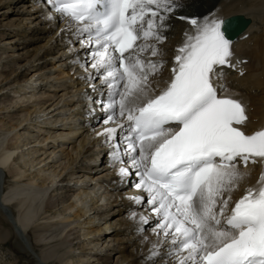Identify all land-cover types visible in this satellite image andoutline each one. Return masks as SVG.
Listing matches in <instances>:
<instances>
[{
	"label": "snow or ice",
	"instance_id": "snow-or-ice-1",
	"mask_svg": "<svg viewBox=\"0 0 264 264\" xmlns=\"http://www.w3.org/2000/svg\"><path fill=\"white\" fill-rule=\"evenodd\" d=\"M49 2L77 37L86 35L80 42L89 49L88 66L108 89L103 123L115 125L98 135L116 141L114 162L127 158L135 170V187L147 193L176 264H264V174L259 188L229 207L244 178L239 163L264 159V130L246 134L245 105L224 95L218 69L234 66L228 21L180 17L192 31L177 49L172 79L155 94L151 77L163 61L144 54L159 55L164 21L183 0ZM119 174L131 173L121 167Z\"/></svg>",
	"mask_w": 264,
	"mask_h": 264
},
{
	"label": "bare ground",
	"instance_id": "bare-ground-1",
	"mask_svg": "<svg viewBox=\"0 0 264 264\" xmlns=\"http://www.w3.org/2000/svg\"><path fill=\"white\" fill-rule=\"evenodd\" d=\"M183 1L185 2L187 0H183ZM232 1H234V0H225V1L224 0H191L189 3L186 2L183 5L185 6L188 4L189 5L188 8H178L174 13L169 14L168 18L164 21L165 27L163 29H161V33H162V36L164 38H166V39L168 38V39L166 41H165V39L164 40L162 39L159 43H157V47L159 49V53L162 54V52L165 51L162 46L165 47L166 44L167 45L170 44V46H168L170 49V52H167V53H170V55H172L175 58V56L177 54V49L179 47H181L185 41V33L192 31V26L190 25L188 20L187 19H181L180 17L203 18L206 16L207 17L215 16L217 18H225V17L230 16L232 14H239V13H242V14L246 15L247 17H250L252 20L250 26L236 40L232 41L233 55L231 57V63H232L233 59L235 61H237L234 58L235 56H240V57L249 56L250 60L248 62L249 63L251 62L250 63L251 69H249L248 72L250 70L253 71L250 74L251 77L249 79L247 78V76L241 78L242 81L246 80L248 82V83L246 82V84H242L239 81L238 82H239V84H242V85L247 86L248 84H250V87H258V88H260V90L262 92H261V94L250 93V89H251L250 87H249V89L248 88H245V89L238 88L236 90L234 87H232L230 82H224L227 86V92L224 93V95L230 96L232 98L237 97V98L241 99L242 101H244L245 107H246V114H247L248 119L241 127H242V130L246 134H252V133H254L256 131H260L261 129L264 128V0H238V1H236V4L235 3L232 4L233 3ZM36 4H38V6H36ZM30 6H32V9H30L28 11V12L32 13V14L28 13L31 16L30 18H32V19L34 18V20L39 19V21H41L42 23H46V25L42 26V27H34L31 29L30 27L27 26V24L23 25V19L17 24V27L19 29L18 31L20 33L24 34L22 37L23 38L22 42L25 44L24 49H26V50H24V52H22V53H19L17 58H15L14 55H8L7 54L8 59H6L5 61L4 60L2 61V59L6 58V57L3 56L2 54L0 55V62H2V67L0 68V77L5 75L4 79H7L8 76L17 72L19 70V68H21L19 73L15 77V82H20V81L26 82L27 81L25 79L29 75L28 74L29 68L31 69L33 67V65H30V67L28 69H22L23 67L22 66L20 67L21 62H19V61L25 60L26 63H28L32 59L36 58L35 61H38L37 66L39 64H42V65L44 64V67H46L45 65L48 62H50L48 59H49V55H51L53 53L52 49L48 48V49L44 50V52L41 54L40 50H42L45 47V44L40 43L35 48H33L32 51L30 50V48L28 49V46L32 42H36V41L38 42V40L45 39L47 36H49V35L44 36V34H49L51 31H56V30H59L60 28H62V29L68 28V26L66 27V25H69L68 18L62 17L60 15V13L56 12L54 6L50 4L49 0H35V1H33L32 5H28V8ZM24 12L27 13V11H24ZM2 13L7 14V13H5V11ZM169 22H171V23L174 22V24L171 26ZM0 26H4V25L3 24L1 25V23H0ZM28 29H30V30H28ZM2 33L7 34L5 31H2ZM60 33H64V32L61 31ZM73 35H74L73 37L75 39H77L78 41L85 39L84 36L77 37L76 34H73ZM48 38H49V41L50 40L51 41L53 40V42L57 41L56 47H62L63 44L64 45L67 44L69 42V40L71 39V38L69 39V37H66V39H64V38H62L61 35H58V37H56V39H54L55 35L50 36ZM11 39H13V38H7L5 40L6 41L5 43L8 44V43L12 42ZM64 41H65V43H64ZM70 42L71 43L67 44L66 46H63L64 50L65 49L69 50V48H71L75 45L74 39H72V41H70ZM251 42H253V45H250ZM161 43H162V45H161ZM47 44L48 43H46V45ZM13 47L16 48L17 45H15ZM2 49L5 51V48H2ZM59 49H62V48H59ZM166 49H167V47H166ZM66 50H65V52H66ZM82 51H89V49L85 46L82 49ZM167 51H169V50H167ZM167 53H165V54L167 55ZM147 55H148V53H147ZM84 56L89 57V54H81V58L79 60H80V62H82V68H84V70L87 68V70H88L89 68H91L90 66H87L89 59H86L83 61L82 58ZM161 56H163V54L160 56H156V58L161 57ZM149 58H152V56L150 55V52H149ZM168 58H171V56ZM152 60H158V59H152ZM163 60L167 61L169 66L165 69H163V67H162V70L158 71L159 78L155 79L156 82L153 80L155 82V84L154 83L152 84L153 88L155 89V94H158V92L160 90L167 87L169 81L173 77L172 68L175 66V61H173L171 59H161V61H163ZM15 65H17V67H15ZM164 65L167 66V64H165V63H164ZM170 65H171V68H170ZM244 65H245L244 63L239 64V62H238V64H236V66L240 68L239 71L243 70ZM246 65H247V68H249L248 64H246ZM223 67H225V66H222L220 69H222ZM36 69L42 70L43 68L39 67ZM220 69H218V71ZM93 72L95 74V70ZM94 74L92 76H89V73H87L85 78L86 79L89 78V82H90L92 80ZM35 75L36 74H34L30 78V87L29 88H32V89L29 91V93H31V94L25 95L26 99H24V100L20 99L21 101L19 100V98H18V100L17 99L16 100L15 99L14 100L9 99L10 104L4 105L3 107H1L0 108L1 112L4 111L5 108L9 109L10 107H12V103H15L14 106H16V105L18 106L21 103L20 106H22V105H26V103L24 104L25 101L29 102L34 98V94H35L34 91H36L38 88V87H36V84L38 83V79H39V75L36 78H34ZM69 77H71V76H69ZM95 77L97 79L98 76L95 75ZM45 78H48V76H46ZM98 79H100V78L98 77ZM235 81H237V80H235ZM94 83H95V81H94ZM99 83H101V81ZM233 83L235 85L237 84L235 82H233ZM10 85H12V84H9L8 87H10ZM0 87H1V90L6 88L4 86H0ZM24 87L25 86H23V88ZM72 87H75V86L73 85ZM235 87H237V85ZM98 88H99V86L97 87V89ZM25 89L26 88H24V90ZM82 89H80L78 91V94H75L74 96L77 95V96H79V99H80L81 98L80 94H86V97L81 98V100H78L76 102L72 101V103H71L72 106L74 108L75 107L77 108L76 109L77 110L76 115L73 116L72 118L77 117L78 119H80V116H79L80 115V109H78V108H80L84 102H86V106L89 105V102H92V103L98 102V103H100V107H102V104H103L102 101L106 102V100H107V94H106L107 89L106 88H105L106 90H104V92H100L98 95L93 94L95 92V90L91 91V89L86 88L84 91H81ZM100 90H102V89H100ZM252 90H253V88H252ZM12 91L16 92V89L15 90L10 89V92H12ZM85 91H87V93H85ZM17 92H19V89ZM25 94H26V92H25ZM36 94H37V92H36ZM5 96L9 97V94H7ZM23 98H24V96H23ZM66 106L67 105H65V107ZM24 107L25 108L22 111L28 110V108H29L27 106H24ZM48 107L44 108L43 112H45ZM82 115L90 118L91 117L90 116L91 110H90V113L88 112V114H82ZM98 116H100V117L98 119H96ZM98 116H96V118H94L92 116L94 118L93 122H91V119H89V120H87V122H85L86 126L92 125L90 127V130L88 129V131H92V133L95 132V131H93V124L96 122V120L99 121V124L97 125L98 128H100L101 126H104V123H102L103 122L102 120L105 119V113H103L102 115H98ZM64 119H68V118H64ZM2 120L3 119H0V122ZM22 120H20V121H22ZM18 123H20V122H18ZM40 126H41V124L37 125V128ZM63 126H65V125H63ZM32 127H34V126H32ZM37 128L35 131H38L41 129V128L40 129H37ZM59 128H60V129H58L59 131L60 130L63 131L65 127H59ZM104 128H106V124L103 127V129ZM20 133H19V135H22ZM61 134H64V132H61ZM118 134H120V133H117V136H118ZM39 135H41V134H39ZM82 135H83V133H82ZM93 135H95L94 139L92 138ZM96 135H97L96 133H94L92 135L90 133H87L84 136V138L82 139L83 142L80 143V145H79V146H82V148H85L84 152H83L84 154L89 153V155H90L92 153L91 154L92 158H90V160L93 159V161L90 164H86V163L84 164L83 163L82 165L79 166V168H77L76 171H71L70 173L68 172L65 174L61 170L58 173L55 172L54 175H52L48 179H45V178L40 179L42 181L41 183L44 185L45 184L49 185L50 183L55 184V182H58V183L62 182V187H59L60 185H54L56 187L54 189H52V191H51V194H53V195H51L49 197L51 198V197L55 196L57 198H56L55 202H53V203H50L52 200L47 201L48 204L46 207H47L48 213H50V214H48L49 217H47L48 218L47 220L51 221V223H46V222L39 223L30 230V231H32V235L35 239L34 243H35L36 249L37 248H40V249L47 248L48 246H52L53 244H59L60 243L59 237L64 233V231H68V233L66 234L65 237H66L67 241L69 240L71 242V243L69 242L70 244H73L74 241L79 240L75 244L78 246L81 245L80 244L81 242H85V240H86L88 244L93 245V247L96 248L97 244L103 245L104 243H107V240L110 237L113 238L110 240L112 243L114 241H118L117 243H125V242L131 243L132 242L133 245L134 244L136 245V243H137L136 240L144 237V235H142L143 233L141 234V232L144 231L145 227H147L146 224H149L148 222H150V218L151 219L154 218V222H156L158 220V218L155 217L153 214L151 215V217L149 216L150 218L149 217H148V219L146 218V223L145 222L142 223L140 220V217H142V216L146 217V214L149 212V209H147L146 212H142V211L138 210L139 207L150 206L148 204L145 205L146 200H147V193L144 192L143 189H141L143 193L141 195H139V196H142L145 198L143 202L133 201L130 198L131 194H130V191H128V190H122V191H124V193L120 192L121 189H123V187H124L123 182H121L123 180L121 177L124 178L125 176H121L119 174L120 168L117 164H113L115 162L112 159V155L110 156V160H108V161L106 160L105 163L103 161L104 160L103 158H105V155L107 153H109V154L112 153V151H113L112 146L107 148L108 152L105 153V155H103L102 162L100 164V165H102V163H104L107 166L103 167L102 173L96 174L99 172V167H97L96 164H93V163L97 162V160H98L97 157L101 151H98V152L95 151L94 149H97V148H95V146L98 145V143H99L98 141L101 140L100 137H103L102 140H105L106 143L99 145V147L100 146L103 147L104 145H107V143H109V142H107V138L105 136H102V135L96 136ZM90 136L92 139L89 141H91V142L93 141V142L85 147V142H86V140H88L90 138ZM47 137L48 138L38 136L35 141L42 142L45 144L51 138L54 140H57L58 138H61L62 136L52 135V132H51V134L49 136L47 135ZM68 138L71 139V136ZM86 138H88V139H86ZM116 140H117V137H116ZM18 141H21V143H15L17 145H13L9 148L5 149V148L0 147V166L6 167L11 162H13L12 159H13L15 154L21 153V155H23V152L25 150H27V145H29L30 141L27 143H23L24 140H21V137H19ZM113 142H116V141H113ZM99 149H101V148H99ZM43 154H47V156L45 158H40L41 156H39V158L36 160V162L33 160V162L30 165L28 163H26L25 164V166H26L25 172H30L29 170L31 168H34L38 164L41 165V164L46 163L44 165H48V158H50L51 154L56 155L54 149L51 150L49 153H47V151H45ZM21 157H24V156H21ZM83 157L87 158L85 156H83ZM80 161H84V159L80 160ZM86 161H89V160H85V162ZM259 162H261V164L258 166L257 163H259ZM120 164H121V162H120ZM72 165H73V163H72ZM64 168H67V167H64ZM107 169H109V170H107ZM239 169L243 173L244 178L242 181L239 182L238 188L231 193L232 201H231L229 207L234 206V203L236 201H238L243 195H245L246 189H248V188L257 189L261 186L260 185V178H261L262 174H264V159L256 158L255 163H252L251 161H249L247 167H244L243 162L241 161L239 163ZM31 171H33V170H31ZM106 171H107V173H106ZM93 172H95V174L90 175ZM10 173H11L13 178H16V181H17L16 183H14L15 186L12 187L13 188L12 189V197H13V200H15L14 207L18 211L17 220L19 222V223L18 222L14 223L15 229L17 230V234L19 236V239H21L22 241L24 240L26 242V239L24 237V231H23L22 227L24 229L28 228L35 221L37 213L40 211V209L42 208L41 206L44 204L46 191H47V188L49 186L47 188H45L46 191H43L44 188L39 189L42 191H36L35 189L30 188V187H34V186H29V184L31 182H32L31 184L34 183L33 185H35V183H38L37 182V180H39L38 176L31 175V174L29 176V174H28V176L26 177V176H23V173L21 171L15 170V169H13ZM95 175H99V176H96V178H97V180L99 178H101L102 183H99L100 180L97 182L95 181L96 182L95 185L88 187L89 184H92L91 178L93 179V177ZM112 175H113V177H112ZM71 176L72 177L73 176L85 177V178H88L91 176V178L87 179V181H89L90 183H85V181L83 179H78L77 181L81 182L83 185L80 186L76 191H75V189L72 190L70 188V186L67 184V181L72 180ZM28 177H31L30 183L27 184L29 187L19 186V184H20L19 182L27 179ZM110 177H112V181H109ZM131 177H132V180L129 182H130V184H133V186L135 187L136 183H138V181H139V177H137L135 175V173H132ZM105 178H106V180H105ZM120 178L122 179L121 181H120ZM63 184H65V185L63 186ZM99 187H102V188L98 190ZM16 190H18L17 194L15 193ZM133 190H135V195H136V193L138 192V189H136V187H135V189H133ZM71 191H73L74 193H70ZM99 191H100V195L97 197V195L99 194ZM33 193H38V194H33ZM117 193H120V194H118V196H116ZM113 195H115L117 198H115L112 201H109L112 197H114ZM129 199H131V200L129 201ZM6 201H10V199L6 200ZM107 201H109L111 204H113L112 202H115L116 204L112 205L113 206L112 208L109 207L111 209L108 210L107 208L111 204L109 203L110 205H108ZM89 202H92V207L90 208V210L94 209L95 215L93 216V218H91L90 217L91 215H89V219L87 221H84V224H88L87 230L85 232L80 233V229H79V230H76V232H78V233H76L75 232L76 227L74 226V224L80 223L82 217L85 216V214L87 213L85 211L84 207L82 206V204L83 203L88 204ZM0 204H1V202H0ZM3 205L2 204L0 205V210H1L0 211V226H1L0 227V244L4 247H7L11 243V246L15 247L13 249V253H14L13 255H15L17 258V264H22V260H21V258L19 259V257L27 256L26 246L22 244V241H20L18 239V237L15 236V233H14L12 227L10 226L8 221L6 220V217H5L6 215L5 214H4L5 216L3 215V213H4L3 209L5 208ZM79 205H81L80 208H79ZM130 206H133L134 208L131 209ZM105 209H107V210H105ZM5 210L7 211L6 208H5ZM132 210L134 211V213ZM2 211H3V213H2ZM66 211H70V213L73 214V217L71 219L72 221L67 218L68 219L67 221H70V223L64 229L62 227V225L60 227H58V225H56V223L65 219V217H63V215H65ZM129 211H132V213ZM125 212H126V214H125ZM98 215H99L98 218L102 217L105 220L104 222L107 221V222H110V224H112L111 220L115 216L117 217L116 221H115L116 225H115L114 229L110 228L113 230L112 234H107V232H111L110 229H107L110 231L106 230L107 232L105 231L103 233L102 228L104 229V227H102V228H100V227L96 228L95 227L97 225L96 224V216H98ZM8 216L11 218V213H8ZM100 220H101V218H100ZM135 222H137V223H135ZM110 226L113 227V225H110ZM61 227L64 230H62ZM93 227H95V228H93ZM122 227H124V228H122ZM149 227H152V226L149 225ZM3 228H6V229L3 230ZM153 231L154 232L156 231V227ZM96 232L99 234V236L97 238L98 242H95V239H89V238H93V235ZM91 233H92V237H90ZM72 235H74V236H72ZM71 236L73 238H71ZM113 236H115V237H113ZM154 238H155V236H152V237L146 236L143 240L141 239L142 241L140 243H138L135 246V248L130 251L129 255L117 256L118 259H117V262L115 264H122L123 262H126V261L128 264H152V262H153L152 259L159 256L158 253H154V252L151 253V251H149L152 248L154 249L155 246H159L158 241L155 242ZM81 239H83V240L81 241ZM102 239L105 240L104 243L101 242ZM8 241H10V243ZM110 241H108V244ZM111 244H110V247L107 245L109 247L108 250H111V249L114 250L115 249L114 246ZM75 245H73L72 249H74ZM94 248H91V249H94ZM126 248H127V246H121V244H118L114 254L123 253V251ZM108 250H107V252H108ZM44 253L47 254L46 251H44ZM35 254H36V256H38L37 253H35ZM45 254H44V256H45ZM101 254L102 253H100V251H99V252H95L93 254L92 253L84 254L85 257H83V255H81L83 258L80 255L79 256L81 258H79V256L78 257L75 256V257H73L72 264H87V262L95 261L98 259L102 260V262H104L105 264H110L111 258H113V256H111V254H106L105 259L94 256V255H101ZM51 255L53 258L54 257L58 258L59 256L62 257V256H65V251L58 248L53 253H51ZM119 259H120V261H119ZM26 260L28 261V259H26ZM54 260H55V258H54ZM24 261H23V263H24ZM28 262H27L28 264H34L33 261H31V260ZM42 263H43V261H42ZM54 263L59 264L58 261L54 262ZM169 264H172V261H170Z\"/></svg>",
	"mask_w": 264,
	"mask_h": 264
},
{
	"label": "rangeland",
	"instance_id": "rangeland-1",
	"mask_svg": "<svg viewBox=\"0 0 264 264\" xmlns=\"http://www.w3.org/2000/svg\"><path fill=\"white\" fill-rule=\"evenodd\" d=\"M33 1H35V0H29V1L28 0H0V23H1V25L2 24L4 25V26H0V40H1L0 41L1 42L0 43V55L2 54L3 56L6 57V58L2 59V61L3 60L5 61L6 59H8L7 54L8 55H14V57L17 58L19 53H22V52H24V50H26V49H24L25 44L22 42L23 41L22 37L24 34L20 33L18 31L19 29L17 27V24L22 19H23V25L27 24V26L30 27L31 29L34 27H42V26L46 25V23H42L41 21H39V19L34 20V18L33 19L30 18L31 16L28 13H30V14H32V13L28 12V11L30 9H32V6H30L31 8L30 7L28 8V5H32ZM190 1L191 0H187L185 2L183 1V4H185L186 2L189 3ZM236 1H238V0H234V1H232L233 3L232 2L231 3L236 4ZM36 6H38V4H36ZM188 6L189 5L187 4L185 6L183 5V7H180V8H188ZM4 11L7 14H3L2 12H4ZM24 11H27V13ZM169 23L171 26L174 24V22H172V23L169 22ZM67 26H68L67 29L66 28L65 29L60 28L59 30L51 31L49 34H44V36H46V35H49V36H47L45 39L38 40V42L37 41L32 42L28 46V49L30 48V50L32 51V49L35 48L40 43L45 44V47L42 50H40L41 54L44 52V50H46L48 48L52 49L53 53L51 55H49L48 60L50 62H48L45 65L46 67H44V64L43 65L39 64L37 66L38 61H35L36 58L32 59L28 63H26V61L23 60V61H19V62H21L20 67L21 66L23 67L22 69H28L30 67V65H33V67L31 69L29 68V73H28L29 75L25 79V80H27L26 82L25 81L15 82V77L19 73L21 68H19V70L17 72L8 76L7 79H4L5 75L0 77V86L6 87L3 90H1V87H0V99H1L0 100V108H1L4 105L10 104V100H14V99L18 100V98H19V100L20 99H22V100L26 99L25 95H30L31 93H29V91L32 89V88H29L30 87V78L34 74H36L34 76V78H36L39 75L38 83L36 84V87H38L37 88L38 91L35 89L36 91H34V92H35V94L37 92V94L36 95L34 94V98L32 99L33 101L32 100L29 102L25 101L24 104L26 103V105H22V106H20L21 103L18 106L17 105L14 106L15 103H12V107H10L9 109L5 108L4 111H2V112L0 110V119H3L0 122V147L6 149V148H9L13 145H17L15 143H21V141H18L19 137H21V140H24L23 143H27L30 141L29 145H27V150H25L23 152V155H21V153H17L14 155V157L12 159L13 162H11L6 167L0 166V170H1V172H0V179H1L0 180V202L4 204L3 206L8 207L7 211L4 208L3 209L4 213H3V211H2V213H3V215L4 214L6 215V216L5 215L4 216L6 217V220L8 221L10 226L12 227V229L15 233V236L18 237V239H19V236L17 234V230L15 229V224L11 220V218L8 216V213L10 211L11 215L14 217V220L16 222H18V220H17L18 211L14 207L15 200H13V197H12V189H13L12 187L15 186L14 183H16L17 181H16V178L12 177L10 172L13 169H15V170L21 171L23 173V176H26V177L28 176V174H29V176H30V174L38 176L39 180H37L38 183H35V185H33L34 183L31 184L32 182L30 183L31 177H28L27 179L19 182L20 183L19 186H21V187H23V186H27V187L34 186V187H30V188H33L36 191H42L39 189L44 188L43 191H46L45 188H47L49 186L48 187L49 189L47 188V191H46L44 204L41 206L42 208L37 213L35 221L28 228L24 229L22 227V229L24 231V237L26 239V242L24 240L22 241L21 239H19V240L22 241V244L26 246L27 256L19 257V259L21 258L22 264H28L29 263L28 261H30V260L33 261L34 264H55L54 262H57V261L59 264H72L73 257H75V256L78 257L79 255L80 256L83 255V257H85L84 254H90V253L93 254L95 252L100 251V253H102L101 255H94V256L105 259L106 254H111V256H113V258H111L110 264H115L117 262V259H118L117 256L129 255L130 251L132 249H134L135 246L138 243H140L146 236H149V237L155 236L154 241L155 242L158 241L159 246H155L153 250H155L156 248H158L160 250V253H159L160 258L154 259L153 264H169L170 261H172V264H175L176 263V257L169 254L172 251V248L170 245V239H166L164 236H162V234H158L157 230L155 232L153 231L155 229L157 223H158V220H157V222H154V218H152V219L150 218L152 214L156 217V214H154V212H152V210H151V206H148L146 208H145V206H143V207H139V209H138L139 211H142V212H146L147 209H150V211L146 214V217H145L148 219V217L150 216L149 217L150 222H148L149 224H146L147 227H145L144 231L141 232V234L143 233L142 235H144V237L137 239L136 245L135 244L133 245L132 242L131 243H126V242L125 243H117L118 241H114L112 243L110 240L113 238L110 237V238H108L107 243H104L105 240L102 239L101 242H103L104 244L103 245L97 244L96 248H94L93 245L88 244L86 240H85V242H81L80 243L81 245L78 246L75 244L79 240L74 241L73 244H70L71 242L69 240L67 241L66 237H65L66 234L68 233V231H64V233L59 237V240H60L59 244H53L54 246L52 245V246H48L47 248H42V249H40V248L36 249V247H35V243H34L35 239L32 235V231H30V230L39 223H43V222L51 223V221L47 220L48 219L47 217H49L48 214H50V213H48L47 207H46L48 204L47 201L52 200L50 203H53V202H55V200L57 198L55 196L51 197V198L49 197V196L53 195V194H51V191H52V189H54L56 187L54 185H60L59 187H62V182H59V183L55 182V184L50 183L49 185H46V184L44 185L41 183L42 181L40 179L41 178L42 179L43 178L48 179L49 177L54 175L55 172L58 173L61 170L65 174L68 172L70 173L71 171H76L77 168H79V166L82 165L83 163L84 164L85 163L90 164L93 161V159L90 160V158H92V155H91L92 153L90 154L91 156L89 155V153L84 154L83 152H84L85 148H82V146H79V145H80V143L83 142L82 139L84 138V136L87 133H90L91 135L94 133H96V134L100 133V131H98V126H97L99 124L98 120H96V122L93 124V131H95V132L92 133V131H88V129L90 130V127L86 126L85 123L80 122L77 117L72 118L73 116L76 115V112H77L76 109L77 108L76 107L74 108L71 103H72V101L76 102L77 100H80L79 96H77V95L74 96L75 94H78V91L80 89L83 88L81 91H84L86 88L91 89V91L95 90V92L93 94L98 95L100 92H104L106 87L104 85H102L101 83H99L100 80L98 79V77H97V79L95 78L96 73L94 74L93 69L89 68L88 70H86V69L84 70V68H82V62H80V60H79L81 58V54H89V51H82V49L85 47V45L81 44L80 40L78 41L77 39H75L73 37L74 36L73 34H75V28L73 26L66 25V27ZM28 30H30V29H28ZM2 31H5L7 34H3ZM61 31L64 33H60ZM53 35H55L54 39H56V37H58V35H61L62 38H64V39H66V37H69V39L71 38L67 44L71 43L70 41H72V39H74L75 45L73 47L69 48V50L65 49L66 50V52H65V50L63 49V46H66L67 44H65V45L63 44L62 47H56L57 41L56 42H53V40L49 41L48 37L53 36ZM7 38H13V39H11L12 42L6 44L5 40ZM164 39L166 41L168 38L167 39L164 38ZM46 43H48V44L46 45ZM64 43H65V41H64ZM149 43H155V41L150 40ZM15 45H17L16 48L13 47ZM161 45H162V43H161ZM250 45H253V42H251ZM168 46H170V44H168V45L166 44L165 47L162 46L166 52L165 51L162 52L163 56L158 57L157 59H171L173 61L175 60L174 58H172L173 56L170 55V53H167V52H170V49ZM166 47H167V49H166ZM2 48H5V51ZM59 48H62V49H59ZM167 50H169V51H167ZM165 53H167V55ZM162 54L159 53L158 56H160ZM169 55L171 56V58H168V57H170ZM148 56H149V53H148ZM248 58H249V56L247 58H244V59L247 61ZM86 59H89V57L84 56L82 58L83 61ZM88 63H87V66H88ZM164 63L167 64V61L163 62L162 67L167 68L168 66L164 65ZM250 63L249 62L245 63V69L244 70L247 72L244 75H240V74L233 72V71L226 72L225 70L222 73L223 74L225 72L227 73L226 77H229L230 82L234 85V87L237 85L236 88H242V89L248 88L249 89L250 84H248L249 86L247 85L248 87L246 85H242V84H246L247 81L246 80L242 81L241 78L247 76V78L249 79L251 77L250 74L253 71L250 70L248 72V70L251 69ZM246 64H248L249 68H247ZM1 67H2V62H0V68ZM15 67H17V65H15ZM39 67H41L43 69L42 70L36 69ZM87 73H89V76H92L94 74V76L91 80L92 82L91 81L89 82V78H87L88 80L85 78ZM156 74L151 78V80H154L155 82H156L155 79L159 78L158 72ZM46 76H48V78H45ZM69 76H71V77H69ZM221 80L223 82H225L223 80V76L221 77ZM235 80H237V81H235ZM94 81H95V83H94ZM154 81H152V84L153 83L155 84ZM238 81L241 82L242 84H239ZM233 82H235L237 84L235 85ZM9 84H12V85H10V87H8ZM73 85L75 87H72ZM23 86H25L24 87V88H26L25 90H24ZM98 86H99V88L97 89ZM250 88H251L250 93L261 94V92H262L260 90V88H258V87H250ZM252 88H253V90H252ZM10 89H14V90L16 89V92L15 91L10 92ZM18 89H19V92H17ZM100 89H102V90H100ZM25 92H26V94H25ZM106 93H108V89H107ZM7 94H9V97L5 96ZM23 96H24V98H23ZM84 104L85 103H83L81 105V107L78 108V109H80V112H82V111L86 112L88 110V106L85 105V107H83ZM65 105H67V106L65 107ZM24 106H27L30 109L28 108V110L22 111L25 108ZM46 107H48L47 110L45 112H43V109ZM81 109H84V110H81ZM79 116L84 118V116H81V114ZM99 117L100 116H98L96 119H98ZM64 118H68V119H64ZM20 120H22V121H20ZM102 121H104V120H102ZM18 122H20V123H18ZM40 124H41V126L37 128V125H40ZM63 125H65V126H63ZM32 126H34V127H32ZM95 126H97V127H95ZM112 126H114V124H112L111 122L109 124H107V127H112ZM59 127H65V128L63 131H61V130L59 131L58 130V129H60ZM36 128L37 129L41 128V129L38 131H35ZM51 132H52V135L62 136V137L58 138L57 140H54L51 138L45 144L42 142L35 141L38 136L48 138L47 135L49 136L51 134ZM61 132H66V133L61 134ZM19 133L22 135H19ZM82 133H83V135H82ZM39 134H41V135H39ZM70 136H71V139L68 138ZM94 136L95 135H93V137H92L93 139H94ZM119 137H120V134H118L117 139H120ZM92 138H91V136L89 139L86 138L88 140H86V142H85V147L93 142V141L92 142L89 141ZM100 141H103V140H99V142ZM114 143L115 142H113V144ZM108 144L104 146L103 153H102V150L99 149V148H101L99 146L95 147L97 149H94L97 152L99 150L101 151L97 157L98 158L97 162L93 163V164H96L97 167H99V172L96 174L102 173L103 167L107 166L104 163L106 160L109 159L110 155H106L105 158H103V155L108 150L107 148L111 147L113 145V144L110 145V143H108ZM53 149L55 150L56 155L51 154L50 158H48V165H44L46 163L41 164V165L38 164L34 168H31L29 170L30 172H25V168H26L25 164L26 163H28L30 165L33 162V160L36 162V160L39 158V156H41L40 158H45L47 156V154H43V153L45 151H47V153H49ZM101 153H102V155H101ZM20 155L24 156V157H21ZM83 156H85L87 158H84ZM102 158L104 159L103 160L104 163H102V165H100ZM83 159H84V161H80ZM85 160H89V161L85 162ZM72 163H73V165H72ZM119 164H120V162H119ZM129 164H130V162L128 160L126 161L124 159L123 162H121L119 168L126 167L129 169ZM64 167H67V168H64ZM31 170H33V171H31ZM107 170H109V169H107ZM106 173H107V171H106ZM93 174H95V172L91 173L90 175H93ZM96 176H99V175H95L93 177V179L91 178V176L90 177L87 176L88 178H91V180H92V184H89L88 187L95 185V183L99 180H100L99 183H102L101 178H99L97 180ZM127 177H128V175L125 176L124 178L123 177H121V178L123 180H125ZM88 178L73 176L72 180L67 181V184L70 186V188L72 190L75 189V191H76L80 186L83 185L81 182H78L77 180L83 179L85 181V183H90L89 181H87ZM121 178H120V181L122 180ZM109 179H111V177ZM105 180H106V178H105ZM123 180L121 182H123ZM131 180H132V177L130 176L129 181H131ZM27 184H29V186ZM64 185L65 184H63V186ZM123 186L124 187H123V189H121L120 192L124 193V191H122V190L130 191V194H131L130 198L133 201L137 202V200L133 199L134 197H137V196H135V190H133L134 186L131 185L132 187L128 186V187H130V188H128L127 184L125 182H123ZM101 188L102 187H99L98 190ZM15 193L17 194L18 190H16ZM70 193H74V192L71 191ZM33 194H38V193H33ZM118 194H120V193H117L116 196H118ZM99 195H100V191H99V194L97 195V197ZM139 195H141V194H138V197H140ZM113 196L114 197H112L109 201H112L115 198H117L115 195H113ZM9 199H10V201H6ZM131 199H129V201ZM109 201H107L108 205L111 204ZM112 203L113 204L108 206V208H107L108 210L113 207L112 205L116 204L115 202H112ZM145 205H146V203H145ZM82 206L84 207V209L87 213L85 214V216L82 217L80 223L74 224V226L76 227L75 232H76V230L80 229V233L85 232L87 230L88 224H84V221H87L89 219V215H91L90 216L91 218H93V216L95 215L94 214L95 210L94 209L90 210V208L92 207V202H89L88 204L83 203ZM80 207H81V205H79V208ZM109 207H111V208H109ZM130 208L132 209L134 207L130 206ZM107 209H105V210H107ZM132 211H129V212L132 213ZM133 213H134V211H133ZM125 214H126V212H125ZM63 217H65V219L57 222L58 224L56 223V225H58V227H60L62 225V227L65 229L70 223V221H67V220L68 219L71 220L73 217V214L70 213V211H66V213H65V215H63ZM98 217H99V215L96 216V224H97V225L95 224L96 228L104 227V229L102 228L103 233L107 229H110V228L114 229V227L116 225V222H115L116 218H117L116 216L111 220L112 224H110V222H107V221L104 222L105 221L104 218L100 217L101 218V220H100V218H98ZM135 223H137V222H135ZM110 225H113V227ZM149 225L152 227H149ZM62 227H61V229H62ZM95 227H93V228H95ZM122 228H124V227H122ZM4 229H6V228H3V230ZM64 229H62V230H64ZM112 229H110L111 232H107V231H110V230H107L106 231L107 234H112L113 233ZM76 233H78V232H76ZM72 236H74V235H72ZM72 236H71V238H73ZM98 236H99V234L96 232V233H94L93 238H89V239H95V242H98L97 241ZM90 237H92V233H91ZM113 237H115V236H113ZM82 240L83 239H81V241ZM108 241H110L109 244H108ZM8 242L10 243V241H8ZM110 244L114 246V248H115L114 250H112V249L108 250V248L110 247ZM118 244H121V246H127V248L123 251V253L114 254ZM73 245H75L74 249H72ZM161 247H162V249H161ZM14 248L15 247L11 246V243L7 247H4L0 244V264H17V258L15 255H13L14 254L13 253ZM58 248L65 251V256H62V257L59 256L58 258L54 257L55 258V260H54L51 253H53ZM91 248H94V249H91ZM107 250L109 253L107 252ZM44 251H46L47 254H45ZM35 253H37L38 256H36ZM44 254H45V256H44ZM80 256H79V258L82 257V256L81 257ZM161 256H163V257H161ZM26 259H28V261ZM23 261H24V263H23ZM42 261H43V263H42ZM119 261H120V259H119ZM87 264H105V263L102 262V260L98 259L95 261L87 262ZM122 264H128V263L126 261V262H123Z\"/></svg>",
	"mask_w": 264,
	"mask_h": 264
},
{
	"label": "water",
	"instance_id": "water-1",
	"mask_svg": "<svg viewBox=\"0 0 264 264\" xmlns=\"http://www.w3.org/2000/svg\"><path fill=\"white\" fill-rule=\"evenodd\" d=\"M247 22H248V19L242 18V23H243V24H247ZM244 26H245V25H244Z\"/></svg>",
	"mask_w": 264,
	"mask_h": 264
}]
</instances>
